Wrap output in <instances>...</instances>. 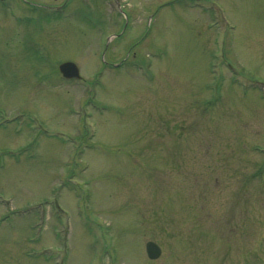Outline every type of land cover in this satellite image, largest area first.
<instances>
[{
  "label": "rangeland",
  "instance_id": "rangeland-1",
  "mask_svg": "<svg viewBox=\"0 0 264 264\" xmlns=\"http://www.w3.org/2000/svg\"><path fill=\"white\" fill-rule=\"evenodd\" d=\"M118 2L0 0V264H264V0Z\"/></svg>",
  "mask_w": 264,
  "mask_h": 264
},
{
  "label": "water",
  "instance_id": "water-1",
  "mask_svg": "<svg viewBox=\"0 0 264 264\" xmlns=\"http://www.w3.org/2000/svg\"><path fill=\"white\" fill-rule=\"evenodd\" d=\"M58 69L65 79H80L79 70L72 62L62 63ZM145 252L149 260H156L161 255V249L159 246L151 241L146 243Z\"/></svg>",
  "mask_w": 264,
  "mask_h": 264
}]
</instances>
